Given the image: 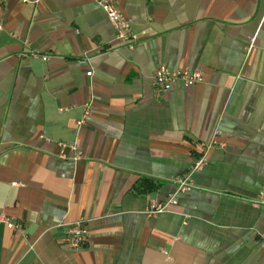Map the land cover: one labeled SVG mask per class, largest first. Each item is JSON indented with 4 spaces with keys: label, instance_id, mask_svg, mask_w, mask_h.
<instances>
[{
    "label": "crops",
    "instance_id": "obj_1",
    "mask_svg": "<svg viewBox=\"0 0 264 264\" xmlns=\"http://www.w3.org/2000/svg\"><path fill=\"white\" fill-rule=\"evenodd\" d=\"M113 2L151 28L132 50L96 0H0V212L23 228L0 223V264H264V0ZM161 64L202 80L152 97ZM212 138L193 188L147 216Z\"/></svg>",
    "mask_w": 264,
    "mask_h": 264
},
{
    "label": "built area",
    "instance_id": "obj_2",
    "mask_svg": "<svg viewBox=\"0 0 264 264\" xmlns=\"http://www.w3.org/2000/svg\"><path fill=\"white\" fill-rule=\"evenodd\" d=\"M97 4L100 6L102 12L106 15L107 20L109 21L111 27L114 29V39L119 42L125 44V46L132 50L134 49L138 40L151 32V28H145L141 31L134 32L132 27H130V21L126 18V16L119 11L116 4L113 0H96ZM252 39L250 41V45L247 48V52H250V48L253 44ZM34 56H37L35 54ZM40 59L43 61L48 60L47 55L40 56ZM83 62V61H81ZM87 76H91V71L87 73ZM202 80V74L198 70L191 71L189 69H172L168 68L166 65H158L154 68L152 73L150 84L152 88L151 96L157 97L166 93V91L172 89L175 86H183L189 87L194 85L195 83H199ZM92 106L93 100L89 99V101L84 102L82 106V112L79 119L75 121V127L79 130L80 126L84 124L92 115ZM61 111L63 109H60ZM59 145L63 148L66 146L64 143H59ZM213 146L223 147L224 144L218 142L216 139H211L210 142L205 146L204 151L201 152V155L197 157L194 164L191 167V172L187 175L178 176L174 179L176 183V191L170 193L167 196V199L164 202H155L150 207L144 210L147 216H154L155 214L163 211L169 204H176L177 193H183L185 191L193 188V183L191 181V174L193 172H197V170L202 169L203 166L207 163V154L206 152L211 149ZM71 150L73 151V160H81L83 155L79 150L78 145L75 143L70 144ZM58 157L63 158L62 154H59ZM16 185V183H13ZM255 199L249 200L250 205L254 208L259 207L264 203V188L259 190L256 194ZM0 223H3L5 227L9 230H13L15 232L22 233L23 228L22 225L18 221H14L6 217L3 213L0 212ZM64 227V233L61 239L62 244L66 245L68 248L72 249H80L85 246V243L89 238V229L87 228V221L85 218H78L68 224H62ZM261 247L264 248V241L260 243Z\"/></svg>",
    "mask_w": 264,
    "mask_h": 264
},
{
    "label": "trees",
    "instance_id": "obj_3",
    "mask_svg": "<svg viewBox=\"0 0 264 264\" xmlns=\"http://www.w3.org/2000/svg\"><path fill=\"white\" fill-rule=\"evenodd\" d=\"M142 185L144 186V190H146V191L152 190L155 187V185H149L148 181L146 179L142 180Z\"/></svg>",
    "mask_w": 264,
    "mask_h": 264
}]
</instances>
